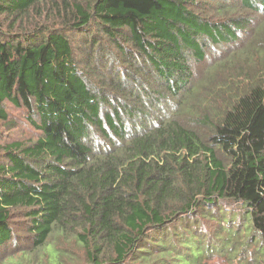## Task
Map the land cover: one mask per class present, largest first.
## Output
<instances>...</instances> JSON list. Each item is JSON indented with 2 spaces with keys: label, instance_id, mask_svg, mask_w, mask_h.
I'll use <instances>...</instances> for the list:
<instances>
[{
  "label": "trees",
  "instance_id": "trees-1",
  "mask_svg": "<svg viewBox=\"0 0 264 264\" xmlns=\"http://www.w3.org/2000/svg\"><path fill=\"white\" fill-rule=\"evenodd\" d=\"M217 2L0 0V121L9 104L40 132L0 145V246L25 216L34 246L75 240L91 264H264V0Z\"/></svg>",
  "mask_w": 264,
  "mask_h": 264
},
{
  "label": "rangeland",
  "instance_id": "rangeland-1",
  "mask_svg": "<svg viewBox=\"0 0 264 264\" xmlns=\"http://www.w3.org/2000/svg\"><path fill=\"white\" fill-rule=\"evenodd\" d=\"M197 2V5L194 8L201 16L205 17H223L225 13V8L220 9L218 6L217 0H194ZM193 8V6H192ZM221 10V11H220ZM226 14L225 16H227ZM231 15V14H230ZM252 29H254L252 27ZM251 33H241V37L244 35L246 37L245 43H248L254 36L250 38ZM244 37H242L243 39ZM264 42V41H263ZM216 47V48H214ZM211 47L207 53L206 59L197 63L194 66L195 69V80H202V78L208 75L217 64L224 60L228 55L226 54L229 50H235L238 48V45L228 49L223 46H214ZM240 47V45H239ZM115 49V48H114ZM217 62V63H216ZM216 63V64H215ZM225 68V67H224ZM218 69L215 74L220 80H223L225 76L228 75L225 72V69ZM234 81V80H233ZM229 86H224L227 92L230 91L232 87L231 82ZM218 84H213L210 87L211 93H203L201 99L208 101L210 106H213L216 110H222L223 107L221 104L224 102V97L218 90ZM217 87V88H216ZM219 93V94H218ZM211 96H207L210 95ZM207 96V97H206ZM206 97V98H205ZM205 98V99H204ZM9 118L4 123L0 121V145L6 146L13 141L20 140L24 142L33 141L40 135V132L34 129L27 120V115L25 111H20L14 107H10L9 104L6 105ZM11 125H7V123ZM4 153L3 149H0V155ZM3 157H0L2 162ZM236 207V206H234ZM231 208L232 210L235 208ZM240 215H243V211H240ZM235 226L238 227V224H241V217L237 218ZM17 222L22 223L20 226L11 225L13 232L12 237L6 242L5 245L0 246V264H91L92 262L88 258L87 249L80 242L71 239H64L62 237H50L48 246L46 244L36 247L34 242L30 237L29 232L26 230L29 227V219L25 216L15 218ZM210 234L212 238V229L206 231ZM249 233L238 232V235L234 236V241L237 240L236 246L239 250H243L247 246ZM222 238L228 236L226 232L221 231L220 233ZM209 236V235H208ZM205 240L207 235L204 236ZM210 244L222 242H208ZM238 254L229 255L227 248L218 249L214 255L202 256L200 257V264H247L242 262L241 259H238L236 256ZM158 257L154 255L147 263L150 264H163L162 260L153 263V259Z\"/></svg>",
  "mask_w": 264,
  "mask_h": 264
}]
</instances>
